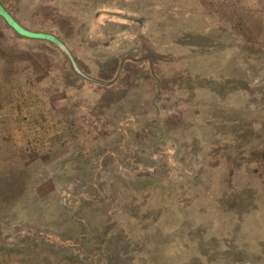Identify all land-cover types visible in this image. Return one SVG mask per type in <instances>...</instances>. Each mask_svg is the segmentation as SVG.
I'll list each match as a JSON object with an SVG mask.
<instances>
[{
  "label": "rangeland",
  "instance_id": "374dc122",
  "mask_svg": "<svg viewBox=\"0 0 264 264\" xmlns=\"http://www.w3.org/2000/svg\"><path fill=\"white\" fill-rule=\"evenodd\" d=\"M4 2L0 264H264V0Z\"/></svg>",
  "mask_w": 264,
  "mask_h": 264
},
{
  "label": "trees",
  "instance_id": "16d2710c",
  "mask_svg": "<svg viewBox=\"0 0 264 264\" xmlns=\"http://www.w3.org/2000/svg\"><path fill=\"white\" fill-rule=\"evenodd\" d=\"M0 19L4 22L5 26L7 28H10L14 31L15 35L18 37V39H21V40H25L27 42H29L30 44H35L34 42L36 43H42V44H45V45H48L52 48H54L56 51L58 50L59 53H61V67L64 69V71L66 70L67 72H69L70 74H72L73 76H75L76 78H78L79 80H82L86 83H89V84H94L96 86H103L104 85V82H100L99 79H94L93 77V80H90L86 77V73L84 74H79L77 71H74L72 68V64L71 62H73L72 58H70L69 56H67V52L69 49H60V48H56L60 43L57 41L58 37H59V34L57 33V31H50L48 29H42L43 28V25L42 26H39V27H34L33 24H28L27 22H22L21 21H18L14 15V12L12 10H10L4 0H0ZM29 21V20H28ZM98 21V20H96ZM40 28V29H38ZM35 31H50L51 33H53V36L52 35H49V34H44V33H39V32H35ZM48 32V33H50ZM39 41V42H37ZM61 45V44H60ZM150 56L147 55L143 61L140 60L138 61L137 58L136 60L134 59V62H140L143 64H145L146 66V72L148 73V79L153 77V71L155 70L154 69V66L149 58ZM67 60V66L66 64H64V61ZM89 74V73H88ZM111 77V76H110ZM118 77V74H116L115 78L113 81H110L111 84H107L106 87H102V88H109L110 85L112 86L113 83L115 82V80L117 79ZM119 79V78H118ZM116 83V82H115ZM114 83V84H115ZM152 87V86H150ZM155 87L157 90H159V84L158 83H155ZM160 90H161V86H160ZM257 141V139L255 140V142ZM258 144H262L264 145V137H260L259 139V142ZM124 145L123 143L120 142V150H121V155L122 154H125L124 152V149H123ZM261 150V149H259ZM109 151L106 150L104 151L101 156H99V159H98V162H97V165L95 166L94 168V173L92 174V177L90 178V185H93L92 188L95 189V191L99 192L101 191V189H98V187L95 185V182H96V179H97V172L101 170V168L103 167V158L104 157H110V154L108 153ZM233 153L234 154H238V150H233ZM231 165H234L233 163ZM231 165H230V169L227 174H228V179H233L234 178V175H241L240 172L237 170L236 172H233V169L231 168ZM139 169H141L139 167ZM134 172H136V169H134ZM235 173V174H234ZM242 178V176H241ZM93 182V183H92ZM106 248V247H105ZM117 250V248H116ZM116 250L110 246H107V252L106 253H102L104 254L101 261L104 262V264H121L123 262H121L123 260V258H118L117 257V254L118 253H115ZM95 255H92V257H94ZM96 260L97 258L94 257ZM102 264V263H100Z\"/></svg>",
  "mask_w": 264,
  "mask_h": 264
}]
</instances>
